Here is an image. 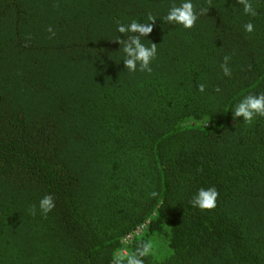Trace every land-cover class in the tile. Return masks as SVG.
I'll use <instances>...</instances> for the list:
<instances>
[{"label": "trees", "instance_id": "trees-1", "mask_svg": "<svg viewBox=\"0 0 264 264\" xmlns=\"http://www.w3.org/2000/svg\"><path fill=\"white\" fill-rule=\"evenodd\" d=\"M182 2L0 0V264H264V0Z\"/></svg>", "mask_w": 264, "mask_h": 264}, {"label": "clouds", "instance_id": "clouds-1", "mask_svg": "<svg viewBox=\"0 0 264 264\" xmlns=\"http://www.w3.org/2000/svg\"><path fill=\"white\" fill-rule=\"evenodd\" d=\"M244 5V12L252 15H256V11L253 8L251 0H241ZM150 21H154L155 17H149ZM166 20L169 22H176L177 24L183 25L184 28L191 29L197 21V13L192 0H183L179 6H174L170 9L166 16ZM152 25L149 23L147 25L140 24L138 22H132L125 27L123 24L118 25L119 32H140L142 35H148L152 32ZM52 32V29H48ZM246 32H253L254 25L248 23L245 25ZM132 43L135 45V49L132 47H126L125 51L128 53L135 52L136 59H127L125 61L126 66L131 70H136V61H140L143 65L141 71L151 72L150 63L152 59L156 56L157 47L156 44H152L150 47L144 45L139 38H133ZM229 57L225 58V64L222 65L226 75L231 74V70L228 67L227 61ZM204 91V85H201V92ZM237 116H243L245 122L251 123L256 115H264V93L259 95H247L235 108ZM155 195V194H153ZM219 196V192L215 187L208 189H200L196 196L192 200L193 207H198L202 210L212 209L216 207V201ZM55 207L54 200L50 195L44 196L39 201V208L44 214H47L53 210ZM151 249L150 244H146L141 255H146ZM130 264H141L138 260H131Z\"/></svg>", "mask_w": 264, "mask_h": 264}]
</instances>
